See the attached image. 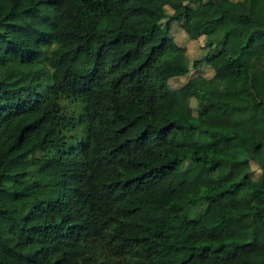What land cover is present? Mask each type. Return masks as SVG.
Segmentation results:
<instances>
[{
  "label": "trees",
  "instance_id": "16d2710c",
  "mask_svg": "<svg viewBox=\"0 0 264 264\" xmlns=\"http://www.w3.org/2000/svg\"><path fill=\"white\" fill-rule=\"evenodd\" d=\"M259 108L264 0H0V264H264Z\"/></svg>",
  "mask_w": 264,
  "mask_h": 264
},
{
  "label": "rangeland",
  "instance_id": "374dc122",
  "mask_svg": "<svg viewBox=\"0 0 264 264\" xmlns=\"http://www.w3.org/2000/svg\"><path fill=\"white\" fill-rule=\"evenodd\" d=\"M229 1H239V0H229ZM166 12L170 13V10L166 8ZM196 13L203 20H208L209 18L205 7H200L196 9ZM171 33L173 35V38L176 44H183L186 47V51L189 57V62L192 61L193 59L198 58L202 54L203 51L201 50L200 45L204 44V39L201 38L196 43L189 42L185 36H184L185 38L182 39V33L178 25H174L172 27ZM209 74H210V71L208 70V68L205 66L203 67L201 66L197 70H190L189 73L185 77L169 80L167 84L170 89H176V88H179L181 85L185 84V82L192 77L201 75L207 78ZM249 102H250L249 97L243 99V104H248ZM262 138H264V113H263V110L259 108L257 109L255 117L253 121L251 122V134L249 138L247 139V142L250 143L251 145L249 149L250 158H252V161L260 165L264 164V156L260 154L259 149H258V143ZM192 149H193L192 147L187 148L184 151V155L190 153ZM255 163L251 162L250 164L251 171L253 172L254 177H256L258 173ZM229 201L230 199L228 198L221 199L222 204H227L229 203ZM178 205L184 209L188 208L187 200L180 201ZM217 232H218V228L215 225L214 219H210L202 230L203 235L206 237L214 236L217 234ZM220 254L222 258L224 259H231L235 254V249L233 246L224 248ZM258 263L259 262L257 261V264Z\"/></svg>",
  "mask_w": 264,
  "mask_h": 264
}]
</instances>
